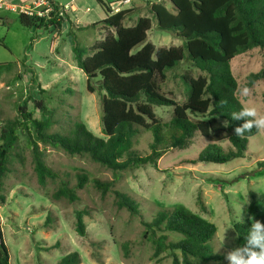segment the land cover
Listing matches in <instances>:
<instances>
[{"label":"rangeland","instance_id":"obj_1","mask_svg":"<svg viewBox=\"0 0 264 264\" xmlns=\"http://www.w3.org/2000/svg\"><path fill=\"white\" fill-rule=\"evenodd\" d=\"M3 1L0 7V129L5 120L17 117L19 107L23 106L36 118L46 119L36 106L37 102L44 101L54 111L51 134L65 135L75 124L84 123L96 137L105 138L102 95L88 91V78L78 68L72 49L76 39L82 47L90 49L102 38L104 25L88 28L106 18L98 1L57 0L61 6H68L71 13L75 7L77 10L72 14L80 20L78 29L71 28L67 21L61 31L55 27L49 30L23 27L20 13L8 7L22 8L27 0ZM137 4L141 5L138 8L141 16H152L146 0H137L133 7ZM66 14L69 17L70 13L66 11ZM149 41L157 47L183 45L182 39L160 30L156 23L149 32ZM231 69L239 83L238 95L244 107L255 108L258 115L264 116V80L247 88L246 96L241 94L248 76L264 70V49L238 55ZM201 75L200 70L183 62L167 74L166 82L161 85L162 92L183 103L187 95L184 77ZM155 112L164 122H170L173 117L171 107H157ZM152 142V135L140 130L134 138V148L142 155L149 154ZM209 143L196 133L188 146L167 152L157 166L149 164L120 173L106 169L86 155L71 156L61 149L48 147L45 161L60 178L49 179L41 186L32 150L22 136L16 152L19 156L12 164L13 172L4 180L6 202L0 203V228L11 264H57L73 252L81 255L82 264H171V259L152 260L154 246L143 221H152L161 210L178 204L215 224L218 232L209 248L222 261L213 264H229L226 255L237 248L233 225L249 221V192L264 194V129L249 139L244 156L226 164L196 162ZM218 145L227 152L235 150L227 142ZM40 148L44 149L43 145ZM82 173L90 181L77 190L78 201L52 199L53 193L65 182L75 187L77 176ZM93 179L114 182V186L104 194L93 185ZM116 192L125 193L140 203L142 216L121 209ZM78 211L86 213V237H80L76 230ZM178 238L170 237L171 240Z\"/></svg>","mask_w":264,"mask_h":264},{"label":"trees","instance_id":"obj_2","mask_svg":"<svg viewBox=\"0 0 264 264\" xmlns=\"http://www.w3.org/2000/svg\"><path fill=\"white\" fill-rule=\"evenodd\" d=\"M97 1L106 19L88 28L104 25L103 40L87 49L76 39L72 49L78 68L88 78V91L102 95V130L106 137H96L84 123L75 124L65 135L51 134L55 125L54 111L48 109L44 101L37 102L36 106L46 119L36 118L25 106L19 107V115L5 120L0 129L2 204L6 202L4 180L13 172L12 164L19 156L16 152L22 136L32 150L38 182L45 186L49 179L60 178L45 161L48 147L61 149L71 156L86 155L106 169L120 173L149 164L157 166L167 152L188 146L196 133L210 141L196 162L226 164L244 156L249 139L260 132L253 127L243 135H235L234 129L242 126L244 121L232 120V113L245 107L238 95L239 83L231 63L238 55L264 49V0H147L152 16L139 17L132 25L129 22L138 16L140 9L133 7L113 14L109 4ZM50 2L57 13L46 18L20 13L21 25L33 30L55 27L61 31L68 21L73 28L66 12L64 17L59 16V8L63 6L56 0ZM154 23L160 30L182 39L183 45L157 47L150 42L149 32ZM183 62H188L203 75L184 77L186 100L178 103L162 92L161 85L166 82L167 74ZM261 80H264V70L250 74L245 88H251ZM157 107L173 108L170 122L158 117ZM140 130L152 135L149 154L142 155L134 148V138ZM224 142L235 150L227 152L218 145ZM89 181L86 173L79 174L75 187L65 182L53 193L52 199L76 202L79 200L77 190L83 189ZM91 182L104 194L114 186V182L99 179ZM116 195L121 209L142 216L141 205L134 198L121 192ZM249 196V221L233 225L237 247L246 244L256 221L264 224V194L250 191ZM202 209L207 211L204 205ZM85 215V211L76 213V230L80 237L87 236ZM143 225L154 246L152 260L171 259V264L222 261L209 248L217 235V227L185 205L163 209L152 221H143ZM171 235L179 238L171 240ZM0 264H11L1 228ZM57 264H82V258L78 252H73Z\"/></svg>","mask_w":264,"mask_h":264},{"label":"clouds","instance_id":"obj_3","mask_svg":"<svg viewBox=\"0 0 264 264\" xmlns=\"http://www.w3.org/2000/svg\"><path fill=\"white\" fill-rule=\"evenodd\" d=\"M248 91L244 88L241 94L246 96ZM231 118L234 121H244L242 126L234 129L237 136L243 135L253 127L264 129V116L258 115L255 108H243L239 112H233ZM226 259L229 264H264V224L256 221L251 226L246 244L229 251Z\"/></svg>","mask_w":264,"mask_h":264},{"label":"built area","instance_id":"obj_4","mask_svg":"<svg viewBox=\"0 0 264 264\" xmlns=\"http://www.w3.org/2000/svg\"><path fill=\"white\" fill-rule=\"evenodd\" d=\"M136 1L137 0H119L111 3L110 8L113 14H118L122 11L132 9ZM0 4L2 3L0 2ZM10 10L26 15H35L40 18L49 17L51 13H57L50 0H33L28 7H22L20 9L11 7ZM66 11L68 12V6L59 8V16H63V13Z\"/></svg>","mask_w":264,"mask_h":264},{"label":"crops","instance_id":"obj_5","mask_svg":"<svg viewBox=\"0 0 264 264\" xmlns=\"http://www.w3.org/2000/svg\"><path fill=\"white\" fill-rule=\"evenodd\" d=\"M32 1L33 0H27L26 2H25V5L23 6V7H28L29 5H31V3H32ZM57 1V0H56ZM117 1H119V0H111V1H107L106 3L107 4H111V3H113V2H117ZM0 2L2 3V4H0V5H2V6H0V7H3V4H4V1L3 0H0ZM105 2V1H104ZM60 4V3H59ZM61 5V4H60ZM141 5H139V4H137L136 5V9H138L139 7H140ZM11 7H15V8H18V9H20V7H18V6H9L8 7V9H10ZM77 9L74 7V8H72V13L74 12V11H76ZM12 11V10H11ZM70 14H69V17H70V21L74 24V29H78V27H79V25H80V20H76V18H75V16L71 13V11H68ZM139 17H145V16H141V11L139 12V14H138V16H135L134 18H132V20H130V22L129 23H131V22H135ZM106 19V18H105ZM90 25H92V24H90ZM64 26V25H63ZM101 32H103V36H102V38L100 39V40H98L97 42H99V41H101V40H103V38H104V30H102Z\"/></svg>","mask_w":264,"mask_h":264}]
</instances>
